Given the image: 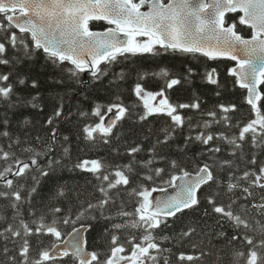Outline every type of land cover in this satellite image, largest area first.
<instances>
[{"label": "snow or ice", "instance_id": "snow-or-ice-1", "mask_svg": "<svg viewBox=\"0 0 264 264\" xmlns=\"http://www.w3.org/2000/svg\"><path fill=\"white\" fill-rule=\"evenodd\" d=\"M146 5L149 10L141 11ZM236 13L240 14L238 18L230 21L229 14ZM101 21L114 27L95 31L90 26ZM238 26L249 28L251 35L245 37ZM40 51L54 65H70L66 68L68 78L81 84L85 73L100 82L109 75L112 65L132 56L172 52L210 61L227 59L234 62L228 75L235 85L246 90L245 102L253 118L234 123L231 114L238 110L237 105L220 103L215 110L204 113L209 119L191 123V117L180 110H201L200 100L173 104L166 92L190 82L194 68L188 67L184 76L171 75L166 68L151 73L138 71L132 91L143 105L139 121L163 115L169 119V126L160 130L162 138L158 137L156 144L147 149L152 155L144 160L137 155L145 149L136 143L126 149L129 162L123 165L113 167L100 159L76 160L73 170L93 176L98 181L99 196L84 203H78L77 198L78 206L73 210L58 204L34 203L42 179L55 176L61 166V160L55 158V146L61 139L69 141L68 136H60L56 123L66 116L64 105H57L46 120L49 141L39 147L14 136L6 127L5 116L0 120V201H7L13 211L10 220L0 213V256L6 257L9 264H63L65 257L76 264H204L209 255H215V264H223L222 250L212 252L208 248L211 239L217 238L230 249L228 264H264V163L244 153L246 146L264 150V0H0V66H15L20 53L31 57ZM152 77L163 79L164 88L149 91L144 81ZM115 78L124 80V70ZM204 80L218 89L223 87L215 67L205 71ZM26 83L24 78L0 71V102L7 108L23 103L17 100V86ZM63 83L64 80L55 82ZM31 87L37 89L38 82L32 80ZM39 99L37 92L27 103L40 107ZM119 101L117 97V102L106 109L100 105L94 108L91 115L98 122L84 125L86 140L95 142L101 137L107 144L115 137L114 129L132 113ZM218 124L236 131H211ZM185 127L195 135L186 137L184 147L192 142L204 146V162L197 164L194 172L175 159L168 160L156 146L169 144L176 130ZM35 139L39 141L41 137ZM217 140L221 143L217 144ZM225 151L235 159H211ZM69 153V147H63V156ZM239 162L254 167L241 171ZM170 170L166 183L176 191L154 199L153 192H167V188L151 187L145 182H154ZM202 189L208 190L203 198ZM125 194L132 198L131 209ZM65 195L64 189L58 188L56 199ZM202 200L207 204L203 216H214L219 232L202 229L208 240L200 243H191L196 226L181 229L175 237L162 234L173 219L200 209ZM38 208L43 210L38 212ZM87 216H102L110 222L105 228L106 252L86 250L78 228L68 234L71 240L63 239L61 225L75 224ZM225 226L232 230L231 236ZM42 237L50 238V245L43 246ZM165 242L173 247L165 246ZM185 243L193 251L179 250ZM61 244L65 247L61 248ZM0 264H4L3 259Z\"/></svg>", "mask_w": 264, "mask_h": 264}, {"label": "trees", "instance_id": "trees-1", "mask_svg": "<svg viewBox=\"0 0 264 264\" xmlns=\"http://www.w3.org/2000/svg\"><path fill=\"white\" fill-rule=\"evenodd\" d=\"M234 16L236 15H230L229 20H235ZM90 26L93 29H104L107 24L104 22H93ZM238 28L245 35H249V31L242 26ZM14 58L16 57L14 56ZM232 66L233 63L231 61H210L204 57L192 56L191 54L172 52L158 56L145 54L132 56L118 64L112 65L109 75L100 82H94L90 75L85 73L82 77L84 81L82 84L68 78L66 68L70 67V65L67 63L54 65L42 51L34 52L31 57H25L23 53H20L15 66H0V71L10 72L13 77L18 76V78H24L27 81L25 85L17 86V100L23 103H17L14 108H7L5 103L0 102V120H3L5 116L7 117L8 124L6 127L11 130L14 136L39 147L43 142L49 141V126L45 122L52 115L55 107L62 103L66 113V116L56 122L60 136L66 135L69 137L67 143L61 139L54 148L55 158L61 160V166L58 167L55 176L42 179L40 193L34 203L37 205L58 204L61 207L74 210L78 203H84L87 200L95 201L99 196V193L96 192L98 181L88 173L73 170V163L78 159H100L113 167L123 165L129 162L126 149L133 143L142 144L145 149L137 155L138 159L144 160L152 155L147 149L156 144L158 137L162 138L163 134L160 130L168 127L170 121L163 115L149 117L147 121H139L138 116L143 112V105L132 91L138 79V71L151 73L158 72L161 68H166L171 75L184 76L188 67L194 68L195 74L191 77L190 82L182 83L166 92L170 102L173 104L192 103L195 99L200 100L201 110H180L187 117H191V123H202L203 120L209 119L204 113L215 110L220 103L237 105L238 110L231 114L234 123L237 121L247 122L252 119V110L245 102L246 90L235 85L233 78L228 75V69ZM212 67H215L219 73L222 88L218 89L204 80L205 71ZM62 68L65 71H61ZM121 69L126 74L124 80L115 78V74L119 73ZM32 80L38 82L39 87L37 89L31 87ZM57 80H64V83L56 85L55 82ZM144 83L148 90L160 91L164 88L165 81L160 77H152L144 81ZM262 90H264V86H262ZM217 91H220V96L216 95ZM37 92L40 94L38 101L40 107L33 108L27 101L31 100L32 96ZM117 97L120 98L119 102L132 110L131 116L118 124L117 129H114L115 137L109 143H104L101 137H97L95 142L86 140L82 132L84 125L98 122V118L92 116L91 112L97 105L106 109L109 104L117 102ZM81 113H87V115H81ZM200 130L196 129V131ZM211 131H223L231 134L236 129L229 130L223 124H218L214 125ZM190 134L195 135V132L188 127L177 129L169 144L156 146L160 154L166 156L168 160L175 159L182 167L194 172L197 164L204 162L205 155L204 146L198 142H192L188 147H184L185 139ZM37 136L41 137V140L37 141L35 139ZM216 143L220 144L221 141L217 140ZM65 146L70 149L68 156H63V147ZM114 149H119V152ZM244 153L246 157L255 155L259 163H264V150L252 149L250 146H246ZM62 156L63 159H61ZM211 159L219 161L235 159V157L225 151L216 154ZM158 166L166 167L163 163H159ZM239 166L241 171L254 167L244 162H239ZM217 171L219 172V169ZM170 174L171 170L161 178H156L154 182L145 183L151 187L166 188L168 187L166 181L169 179ZM220 175L223 176L224 174L220 173ZM138 183L139 181H137ZM58 188H63L66 194L59 201L56 199ZM158 192L160 191L153 193ZM201 195L202 198L207 196L208 190L202 189ZM77 198H79L78 203ZM124 198L129 200L128 208L131 209L133 207L132 198H129L126 194ZM7 203V201H0V213L10 220L13 210L7 206ZM205 207H207V204L202 200L200 209L187 211L179 219H173L170 226L164 229L162 234L175 237L181 229L196 226L197 232L191 237V243L207 241L208 237L204 236L201 230L210 232L214 229L219 232L220 228L216 224L214 216L208 218L203 216L202 210ZM42 210V208L37 209L38 212ZM111 214L113 213L110 212L109 215ZM93 215L98 214L94 213ZM109 223L102 216H98L97 219L87 216L75 224L61 225V230L64 232L65 237L73 228H77L81 224L90 225L87 232L88 248L93 251L106 252L108 237L105 233V228L109 226ZM225 230L229 236L232 235L230 228L225 226ZM41 239L44 241L43 246L50 245V238L42 237ZM8 246L9 248L12 247L11 244ZM165 246L173 247L168 242H165ZM236 246L240 247L238 244ZM201 247H204V245L202 244ZM208 248L212 252L217 249L222 250L220 255L224 256L223 264H228L231 253L230 249L225 247L222 239L212 238ZM179 250L193 251L189 243H185ZM33 255H35V252H33ZM0 259H3L4 264H9L6 257L0 256ZM57 264H60V262H57ZM63 264H76V262L65 257ZM204 264H215V255H209L205 259Z\"/></svg>", "mask_w": 264, "mask_h": 264}, {"label": "water", "instance_id": "water-1", "mask_svg": "<svg viewBox=\"0 0 264 264\" xmlns=\"http://www.w3.org/2000/svg\"><path fill=\"white\" fill-rule=\"evenodd\" d=\"M148 10H149V8H148L147 5L144 8L141 9V11H148ZM95 31H97V30H95ZM175 191H176L175 189L167 188V192H161L159 195H157V197L155 199H161V198H163V197H165L167 195L174 194ZM78 229H80V233L84 237V240L86 241V245H85L86 250L92 251V250H90L88 248L87 232L89 230V227L84 225L83 228H81V226H80V227H78ZM64 239L65 240H71V236L67 235ZM60 247L63 248V247H65V245L61 244Z\"/></svg>", "mask_w": 264, "mask_h": 264}]
</instances>
